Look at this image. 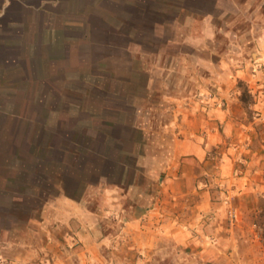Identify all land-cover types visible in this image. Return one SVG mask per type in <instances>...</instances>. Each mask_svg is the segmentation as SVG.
I'll return each instance as SVG.
<instances>
[{"label": "crops", "instance_id": "1", "mask_svg": "<svg viewBox=\"0 0 264 264\" xmlns=\"http://www.w3.org/2000/svg\"><path fill=\"white\" fill-rule=\"evenodd\" d=\"M262 4L0 0V83L25 86L15 88L17 103L0 110V242L25 243L30 231H47L45 241L73 243L62 264H72L71 256L83 264H264L246 220L251 200L264 197V149L253 132H242L245 112L233 94L236 79L247 78L213 57L214 36L236 34L233 20L243 14L247 36L264 35L252 23ZM162 40L180 51L175 67L207 71L189 76L191 93L216 88L228 111L204 116L184 106L186 91L157 86L176 79L157 74L169 65L141 62L138 52L146 45L156 55ZM13 51L20 55L11 59ZM255 107L264 125V107ZM228 136L253 141L242 174ZM230 200L236 221L228 228ZM16 228L19 240L6 239Z\"/></svg>", "mask_w": 264, "mask_h": 264}, {"label": "rangeland", "instance_id": "2", "mask_svg": "<svg viewBox=\"0 0 264 264\" xmlns=\"http://www.w3.org/2000/svg\"><path fill=\"white\" fill-rule=\"evenodd\" d=\"M261 12H258L257 18L253 19L252 23L254 26H260L262 31L264 32V4H262ZM242 18H238L233 20L235 23V31L236 34H231L229 36L227 35H216L214 36L215 44L219 46V49L213 53V57L218 58L219 62H222V60L225 61L226 67L220 66L221 69H224L225 71L229 73L236 74L237 72H240L242 75L245 76L246 82H243L241 80L236 79V91H232L234 96L237 97L238 101L242 104L244 108L245 115L241 122H243L247 129H243L242 132L244 134L252 133L253 136L256 137L254 140H256V143H260L264 149V142L261 141L264 140V132L262 130L263 125V118H262V110L255 107L259 103L261 104V107H264V35H249L247 36V22L249 23V20H247V14H243ZM247 37L251 40V48L247 50ZM146 38V37H145ZM141 39H144L141 36ZM142 41V40H141ZM147 42L146 39L144 40V43ZM161 42V48L157 54L153 55V53L148 55L147 46L144 45L143 50H139V56L142 60L149 61L151 60H162L163 63H167L169 65V68L166 69H156L157 74L164 75L165 73H169L170 77H175L171 82H168L166 86H164V83L158 84L157 86H160V89L162 91H169L173 94H176V91H186L188 93V97L184 99L185 103L184 106L187 107H197L198 111L204 115H210L215 111H228L230 109L229 100L227 97H225L223 94L218 92L216 88L213 87H206L203 91H196V93L192 92L193 83L190 80L191 75L197 73V74H206L207 71L203 68H195L191 66H186L182 68L175 67V63L173 64L172 57L176 54L180 53V51L176 49H172L170 46L166 47L163 43V40ZM146 44V43H145ZM229 45L230 50H225V46ZM164 47H166L164 49ZM225 50V51H223ZM12 57L16 58V54L18 52L13 51ZM217 54L220 56H217ZM20 55V52L18 53ZM155 56V57H154ZM126 57V56H125ZM219 69V68H218ZM19 73L15 74L18 76L20 75V69L19 67L15 68ZM196 70V72H195ZM15 71V72H17ZM22 77V76H21ZM181 77V81H177V79ZM20 78V77H19ZM19 83H0V110L6 111L10 109V107L19 99H14L16 95V91L18 89H24V85L21 86ZM18 89H15V88ZM194 90V89H193ZM247 90L248 94L250 96L248 103L243 104L240 100V96L242 95L243 91ZM194 94V95H193ZM11 97V98H7ZM43 101L44 106H51V100L50 99H41ZM36 102V101H35ZM34 102V106H37ZM175 104V103H174ZM1 117V116H0ZM262 131V134L260 135L259 132ZM262 138V139H261ZM244 143H238V141H233L231 137H227L226 140V147L231 149L233 152L237 154V160H236V167L235 171L239 174H242L247 168H248V152L252 149V140L250 138H247L243 141ZM262 149V151H263ZM264 178V177H263ZM264 182V180H263ZM28 195L30 192H32V189H28ZM51 192V191H49ZM260 198L258 197V203L261 199L264 200V197H262V194H259ZM45 197H51L45 195ZM223 198V196H222ZM34 199V198H33ZM92 200L96 203L98 201H101V196L98 193H94L92 195ZM223 202H229L226 198ZM30 203V202H29ZM96 203V204H97ZM258 203L256 204L253 200H251L250 203V212H249V218L246 220L250 221L251 227H252V234L258 237V242L260 243V257H263L264 259V245L262 244V241L259 237V230L258 227L254 225L255 216L257 214V207ZM234 202L230 200V203H227V209L225 213V219H226V225L228 228L233 227L236 216L231 220L229 218V212L233 211L231 208H233ZM235 213V212H233ZM110 228L111 232L119 231L118 228L114 225ZM251 229V228H250ZM19 228L13 229V236H7L6 239L12 238V240H19ZM15 233V235H14ZM38 234V235H37ZM46 236H49V233L45 231L43 233V236L39 233L31 232L28 236V242L20 243V242H11V243H2L0 242V264H59V263H65L64 260H67L65 256L69 253L71 249L74 248L73 243H59V242H53V241H45ZM254 236V239H255ZM3 238V237H2ZM42 238V239H41ZM23 239V238H22ZM253 244V242H251ZM121 246V245H120ZM111 247H114V245H111ZM246 247V246H245ZM65 258V259H63ZM75 258V262H74ZM70 262L73 264H83L81 263L78 258L71 256ZM68 260V261H69ZM133 260V259H132ZM134 263H137V258L135 257V260H133ZM181 261V262H180ZM114 264V261L111 262ZM133 264V263H132ZM158 264V263H156ZM163 264V263H161ZM169 264H201L196 259H171L169 261ZM239 264H251V260H247V258H241Z\"/></svg>", "mask_w": 264, "mask_h": 264}, {"label": "trees", "instance_id": "3", "mask_svg": "<svg viewBox=\"0 0 264 264\" xmlns=\"http://www.w3.org/2000/svg\"><path fill=\"white\" fill-rule=\"evenodd\" d=\"M249 94L247 90H244L242 95L240 96V100L243 104L248 103L249 101ZM258 211L255 216L254 225L258 227L259 230V237L262 241V244L264 245V200L261 199L258 203L257 207Z\"/></svg>", "mask_w": 264, "mask_h": 264}, {"label": "built area", "instance_id": "4", "mask_svg": "<svg viewBox=\"0 0 264 264\" xmlns=\"http://www.w3.org/2000/svg\"><path fill=\"white\" fill-rule=\"evenodd\" d=\"M234 211H230L229 212V218L232 220L235 217V213H233Z\"/></svg>", "mask_w": 264, "mask_h": 264}]
</instances>
